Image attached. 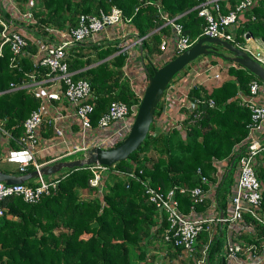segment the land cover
I'll return each mask as SVG.
<instances>
[{
    "label": "trees",
    "instance_id": "obj_1",
    "mask_svg": "<svg viewBox=\"0 0 264 264\" xmlns=\"http://www.w3.org/2000/svg\"><path fill=\"white\" fill-rule=\"evenodd\" d=\"M16 1L24 8L29 0ZM145 1L32 0L31 9L37 27L45 33L47 26L65 28L76 25L79 14L98 13L100 9L108 12L112 5H116L130 17L137 36L143 37L142 55L149 61L154 53L160 52L162 32L168 31L157 4L169 16H178L177 20L191 41L203 35L205 21L198 14L197 7L203 0ZM238 1L222 0L223 11H228ZM245 15L236 29L235 40L244 41L246 32L264 40V0H255ZM29 47L30 51L35 50L33 45ZM11 57L10 47L4 44L0 54V120L14 136H19L23 132L24 119L38 106L39 99L24 88H11V82L19 84L27 77L26 72L35 69L29 56L18 57L15 63L11 62ZM126 57L127 52L121 50L119 41L111 40L93 44L85 51L78 50L69 60V67L77 69L75 77L87 78L96 95L91 114L93 123L113 99L128 104L140 102L143 90L137 94L122 70ZM171 57H160L154 65L159 66ZM137 60L140 61V57ZM230 62L223 68L229 78L219 84L195 83L189 88L190 99H201L198 108L202 115L191 121L193 117L189 113L185 135L175 126L159 130L155 125L159 107L144 140L114 166L121 169L135 167L136 171L142 169L141 176H149L152 184L162 190L174 184H200L198 167L214 178L211 175L216 168L213 158L227 159L248 132L251 111L240 103L237 93H248L250 81L258 78L247 68ZM209 98L213 99V105L208 103ZM12 145L17 146L14 141ZM1 150L0 144V153ZM150 151L155 154H149ZM258 159L257 174L264 183V149ZM4 164L6 162L0 164L1 170L18 172L13 166L3 168ZM231 170L220 182L219 195L223 205ZM91 175L86 165L67 168L57 191L36 202H26L20 196H7L2 201L5 212L0 216V264H134L135 260L140 264H154L155 254L148 256L147 246L155 234L162 235L167 225L164 213L159 214L147 201L140 182L131 179L127 185L125 179L116 175L105 184L102 196H80V190L84 189L97 192V188L89 184ZM178 197L181 207L187 211L189 197L185 194ZM262 205L264 207V191ZM203 207V204L197 206L198 209ZM156 216L160 217V224H156ZM152 226H155L154 230ZM220 242L210 246V258L220 248ZM165 243L168 249L159 264H193L186 255L180 258L183 253L180 247ZM131 251L134 252L132 258Z\"/></svg>",
    "mask_w": 264,
    "mask_h": 264
},
{
    "label": "built area",
    "instance_id": "obj_2",
    "mask_svg": "<svg viewBox=\"0 0 264 264\" xmlns=\"http://www.w3.org/2000/svg\"><path fill=\"white\" fill-rule=\"evenodd\" d=\"M254 3L255 0H239L226 12L223 11L222 0H203L197 7L198 14L205 21L203 35L216 36L234 43L264 66V51L253 49L246 42V37L244 41L235 40L237 27ZM31 5L32 0L26 2L24 8L16 0H0V54L3 45L8 44L12 52V63H15L16 58L26 55L32 59L35 67L26 72L27 77L19 84L11 82L10 86L24 88L39 99L38 106L24 119L23 132L19 136H14L4 126L3 120H0V162L14 163L13 167L18 171L7 172L22 174L37 171L36 175L20 183L0 180V216L5 212L2 201L7 196H20L26 202H36L42 196L57 191L67 168L44 174L40 172L44 164L64 160V157L72 154H79L80 157L92 147L109 148L120 143L131 128L139 105L113 99L97 122L93 123L91 114L96 95L89 80L75 77L77 69L69 67V60L81 47L87 46V50L93 44L111 40H118L121 50L125 52L132 45L141 46L143 37L137 36L136 32L135 39L127 42L125 24L131 22V19L120 7L112 5L108 12L100 9L98 13H81L76 25L65 28L47 26L43 33L37 27ZM157 6L160 16L165 20L164 24L171 29V33L161 36L159 49L171 57L190 46L193 41L184 32L182 23L177 20L178 16L171 17L160 8V4ZM29 45H33L35 50L30 51ZM142 54L137 71H141L147 82ZM143 58L145 62L147 58ZM157 62L151 59L145 63L150 66ZM122 70L126 76L127 71H124L123 66ZM179 72L163 91L156 107H160L156 120L163 119L162 124L166 123L159 130L175 126L185 135V121L189 113L193 117L191 121L202 115L198 108L201 99L189 98L190 85L187 92L183 94L181 91L186 103L177 109L179 117L168 119L179 93ZM214 77L218 78L219 73H215ZM260 80L253 78L249 83V92L239 96L240 103L251 111L247 123L248 132L227 159L213 158L216 168L211 175L214 178L204 174L198 167L200 184H174L162 190L152 184L149 176H141L142 169H121L115 167V163L108 166L94 162L85 164L92 173L89 184L97 188L100 197L105 178L109 174L122 177L127 185L131 179L140 182L147 201L154 205L159 214L165 215L167 225L162 232L163 239L180 247L193 264H221L222 257L224 264H264V183L257 174L258 156L264 149V103L258 97L260 90H264V82ZM207 101L210 105L214 104L211 98ZM13 141L17 146L12 145ZM234 156L231 181L223 205L219 195L220 182L224 174L226 176L230 171L229 163ZM179 194L189 197L187 211L181 207ZM202 204L204 207L198 209L197 206ZM219 240L220 248L210 258L209 248Z\"/></svg>",
    "mask_w": 264,
    "mask_h": 264
},
{
    "label": "water",
    "instance_id": "obj_3",
    "mask_svg": "<svg viewBox=\"0 0 264 264\" xmlns=\"http://www.w3.org/2000/svg\"><path fill=\"white\" fill-rule=\"evenodd\" d=\"M251 33L246 32L248 38ZM141 50L142 47L139 46ZM215 54L222 60L232 61L247 68L264 82V66L250 56L244 49L234 43L216 36L202 35L190 46L169 58L159 66L148 65L143 61V69L147 77L134 121L127 136L118 144L109 148L92 147L82 154L69 160H57L50 164H44L40 172L44 174L55 173L62 168H78L85 164L99 162L111 166L119 160L125 159L135 150L146 137L150 124L153 121L157 104L172 77L181 71L191 61L201 55ZM234 157L229 163V169L233 165ZM37 174L31 170L22 174L10 173L0 169V180L7 183H20ZM224 264V257L221 259Z\"/></svg>",
    "mask_w": 264,
    "mask_h": 264
},
{
    "label": "crops",
    "instance_id": "obj_4",
    "mask_svg": "<svg viewBox=\"0 0 264 264\" xmlns=\"http://www.w3.org/2000/svg\"><path fill=\"white\" fill-rule=\"evenodd\" d=\"M246 17V16H245ZM125 37L128 41H133L136 37L135 35V27L132 22H127L125 24ZM171 33V29L168 26L167 32H162L163 34ZM162 34V35H163ZM113 35V34H112ZM161 35V36H162ZM246 42L255 50H261L264 51V40H262L259 37H253L252 35L249 38H246ZM118 41V40H117ZM142 52L139 50V47L137 45H132L128 52L126 60L123 64L124 71H127L126 76L129 78L131 86H133L137 92L144 89L145 85V77L143 74H141V71H137L139 67V62L137 59L140 57ZM166 53L163 51H160L158 53H154L152 57V61L159 60V57H166ZM213 60H215V63H213ZM231 64L230 61H223L220 57H218L215 54H208V55H201L198 56L196 59L191 61L188 65L185 66L179 72L181 74V84L179 88V93L176 98V102L173 106V110L170 113V118L168 119H174L176 117H179L180 112H177V109L181 107V105H184L186 103L185 99L183 98L181 91L187 92V89L190 87V85H193L195 83L198 84H210V83H216L219 84L223 79H227L230 76H226L224 74V66ZM222 68V69H221ZM219 73V77L215 78L214 74ZM242 92H238L237 96L239 97ZM259 100L264 103V90H260L258 94ZM159 119L156 120V125L160 129L163 126H166V123L163 125ZM47 131V130H46ZM259 161V160H258Z\"/></svg>",
    "mask_w": 264,
    "mask_h": 264
},
{
    "label": "rangeland",
    "instance_id": "obj_5",
    "mask_svg": "<svg viewBox=\"0 0 264 264\" xmlns=\"http://www.w3.org/2000/svg\"><path fill=\"white\" fill-rule=\"evenodd\" d=\"M84 48V49H83ZM85 48H87V46H85V47H81L80 48V50L81 49H83V50H85ZM223 61H225L226 62V60H223ZM145 62L147 63V59H145ZM158 64H160V63H158ZM148 65V64H147ZM184 135V134H183ZM149 154H155V152L154 151H150L149 152ZM79 156V154H72V155H69V156H66V157H64V159L65 160H69V159H73V158H76V157H78ZM3 163H5V162H0V164L2 165ZM14 164V163H13ZM13 164H10V163H6V164H4L2 167L3 168H11V166H13ZM65 168H63V170H64ZM62 170V171H63ZM112 176H113V174H109L108 175V177H106L105 179H106V181H105V184L107 183V182H111L112 181ZM33 179V178H32ZM98 196V193L96 192V191H89L88 189H84V190H80V196ZM15 216V215H14ZM16 218V217H15ZM160 221H161V219H160V217L159 216H156V224H160ZM156 226V225H155ZM155 226H152V229L154 230L155 229ZM156 235V237L155 238H153V239H151L150 241H149V243H148V252H147V254H148V256L149 255H151V254H155V260H154V264H159L161 261H162V259L164 258L163 256H164V254H165V252H166V250L168 249V246H167V244L165 243V240L164 239H162V235H157V234H155ZM147 242V241H146ZM134 256V252L133 251H131V258ZM150 258V257H149ZM180 258L182 259V258H185V254L184 253H182V255L180 256ZM135 259V258H134ZM187 259V258H186ZM174 261L176 262L177 261V259H174ZM133 264V263H132ZM134 264H140V262L139 261H137V260H135L134 261Z\"/></svg>",
    "mask_w": 264,
    "mask_h": 264
}]
</instances>
